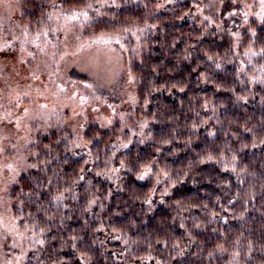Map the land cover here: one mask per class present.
<instances>
[{"label": "trees", "instance_id": "trees-1", "mask_svg": "<svg viewBox=\"0 0 264 264\" xmlns=\"http://www.w3.org/2000/svg\"><path fill=\"white\" fill-rule=\"evenodd\" d=\"M25 1L32 26L64 6L123 42L141 124L43 135L6 196L38 264H264V21L239 31L209 0Z\"/></svg>", "mask_w": 264, "mask_h": 264}, {"label": "rangeland", "instance_id": "rangeland-1", "mask_svg": "<svg viewBox=\"0 0 264 264\" xmlns=\"http://www.w3.org/2000/svg\"><path fill=\"white\" fill-rule=\"evenodd\" d=\"M125 1L156 13L172 0ZM209 1L237 8L228 17L240 20L239 31L264 21L261 0ZM25 3L0 0V264L39 262L41 241L10 215L6 196L29 171L43 135L57 129L79 143L89 123L106 129L116 119L141 129L123 42L94 31L85 11L64 6H51L32 26L33 6Z\"/></svg>", "mask_w": 264, "mask_h": 264}, {"label": "snow or ice", "instance_id": "snow-or-ice-1", "mask_svg": "<svg viewBox=\"0 0 264 264\" xmlns=\"http://www.w3.org/2000/svg\"><path fill=\"white\" fill-rule=\"evenodd\" d=\"M262 4H264V0H261Z\"/></svg>", "mask_w": 264, "mask_h": 264}]
</instances>
